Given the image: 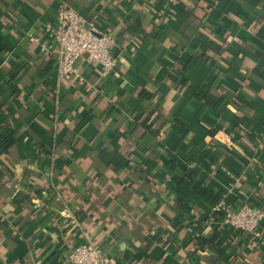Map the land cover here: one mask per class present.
Returning a JSON list of instances; mask_svg holds the SVG:
<instances>
[{
	"label": "crops",
	"instance_id": "1",
	"mask_svg": "<svg viewBox=\"0 0 264 264\" xmlns=\"http://www.w3.org/2000/svg\"><path fill=\"white\" fill-rule=\"evenodd\" d=\"M59 1L0 0V264L85 242L101 264H264V224L228 240L209 213L264 204V0H63L116 39L114 73L79 59L81 80L40 50ZM187 170L203 192L178 191Z\"/></svg>",
	"mask_w": 264,
	"mask_h": 264
},
{
	"label": "built area",
	"instance_id": "2",
	"mask_svg": "<svg viewBox=\"0 0 264 264\" xmlns=\"http://www.w3.org/2000/svg\"><path fill=\"white\" fill-rule=\"evenodd\" d=\"M168 3H180L183 7L192 5L191 0H167ZM43 38L39 43L40 50L57 55L59 75L66 74L82 79L76 62L81 59L88 65L98 68L100 77L106 78L114 73L117 67L115 53L116 39L110 32L100 30L94 22H88L73 6L60 0L53 20L42 26ZM31 39H36L31 36ZM209 213L220 214L219 223L223 227L241 230L250 236L255 244L260 239L259 226L264 222V204L235 206L222 196L210 203ZM103 251L91 242L77 245L66 256L70 264H101Z\"/></svg>",
	"mask_w": 264,
	"mask_h": 264
},
{
	"label": "trees",
	"instance_id": "3",
	"mask_svg": "<svg viewBox=\"0 0 264 264\" xmlns=\"http://www.w3.org/2000/svg\"><path fill=\"white\" fill-rule=\"evenodd\" d=\"M166 2H167V0H166ZM168 5L175 7V8H180V9L184 8L183 5L180 3H168ZM203 29H204V31L207 32V29H205V27ZM198 39H199L198 41L200 43V49H201L199 56H201L205 61H208V62L212 61L213 58H211V57L209 58L207 55H205L204 49L205 50L209 49L210 51L214 52V54H216V55L220 51L223 50V47L221 44H218L216 41L209 39L205 33L199 32ZM263 71H264V69H263ZM263 79H264V76H263ZM234 120L236 122L237 118H235ZM233 125L235 126V123ZM11 142H12L11 138H9V139L5 138L4 140H0V152L4 151L11 144ZM176 179H177L176 184L179 185L178 191L181 193H184L185 195H187V194L191 195L194 192L195 193H201V192H203V190H205V189L200 188L201 187L200 184H202L200 177H198V175L192 170H187L185 172V175L182 178L183 180L182 179L178 180V178H176ZM219 197H220V195L217 193L215 198L211 199V203L214 202ZM260 205H263V203L259 202L257 204V206H260ZM219 216H220V214H216L215 215L216 219H218ZM261 225L259 226V229H260ZM226 228L227 227H225V230H220L221 233L222 232L226 233V236L223 235L224 239L227 237L228 233L235 232V234L236 233L239 234L242 232L241 230H236V229H232V228H227V230H226ZM216 236H217V234L214 233L211 237L204 238V239H202V241L204 242V244H208V243L213 244V245L220 244L222 239H221V241L218 240L217 242H214ZM229 238H230V236L228 235L227 239L229 240Z\"/></svg>",
	"mask_w": 264,
	"mask_h": 264
}]
</instances>
